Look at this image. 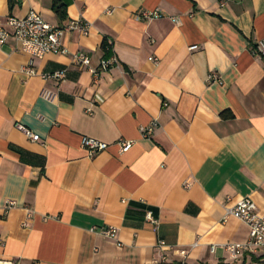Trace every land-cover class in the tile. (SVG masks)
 Masks as SVG:
<instances>
[{
    "label": "crops",
    "instance_id": "1",
    "mask_svg": "<svg viewBox=\"0 0 264 264\" xmlns=\"http://www.w3.org/2000/svg\"><path fill=\"white\" fill-rule=\"evenodd\" d=\"M65 2L60 20L53 0H0L3 18L90 26L65 34L64 55L0 48V264H264L231 258L249 228L225 219L242 198L264 212V0ZM112 56L118 66L91 73ZM85 137L108 149L90 157Z\"/></svg>",
    "mask_w": 264,
    "mask_h": 264
},
{
    "label": "built area",
    "instance_id": "2",
    "mask_svg": "<svg viewBox=\"0 0 264 264\" xmlns=\"http://www.w3.org/2000/svg\"><path fill=\"white\" fill-rule=\"evenodd\" d=\"M162 16L159 10L154 12L144 11L137 16L138 20H154L159 19ZM177 23V20H175ZM90 26L83 21L71 22L65 28H55L49 25L40 15L35 12H30L24 19H19L13 16L3 18L0 15V48L4 46L8 41L14 40L22 52L28 54L32 58H43L48 54L64 55L68 51L63 45V38L66 33L72 31H78L84 35H88ZM197 47H192L191 50H195ZM254 55H257L264 61V41L258 42L254 49ZM75 64L88 67L90 66V58L83 53H78L73 56ZM119 62L115 56L101 61L97 70L91 69V73L94 76H98L101 72H106L112 68L118 66ZM26 74L34 75L35 72L32 68L26 69ZM44 79L64 80L65 72H57L50 76H43ZM214 80H218L215 75L211 77ZM42 97L48 101H54L56 95L50 91L42 92ZM166 106V105H165ZM158 126V122L154 121L147 128H142V134L144 137L149 138L152 136L154 129ZM27 136L33 141L38 142L40 137L26 132ZM121 153L129 152L133 143L130 141H120ZM82 146L88 151L89 156L92 157L98 153L104 152L108 149V144L99 140L85 137L82 140ZM189 185L187 184L186 187ZM15 206L13 202L9 203L7 209H11ZM233 217L247 224L249 228V238L245 244H232L227 245L226 250L230 254L231 258L238 260L245 254L256 255L258 253H264V212H260L251 198H242L235 205L227 207L226 218ZM106 237L110 239H116L117 230L111 228L105 232ZM164 244L162 243L161 246ZM212 252L215 251V247H212ZM178 254L181 257H186L185 251H180Z\"/></svg>",
    "mask_w": 264,
    "mask_h": 264
},
{
    "label": "trees",
    "instance_id": "3",
    "mask_svg": "<svg viewBox=\"0 0 264 264\" xmlns=\"http://www.w3.org/2000/svg\"><path fill=\"white\" fill-rule=\"evenodd\" d=\"M68 4L65 2V0H53V10L55 14L59 17L60 20H66L67 18V9ZM104 49L109 50V45L104 44ZM226 114L223 115L224 118H226ZM257 261V260H255Z\"/></svg>",
    "mask_w": 264,
    "mask_h": 264
}]
</instances>
